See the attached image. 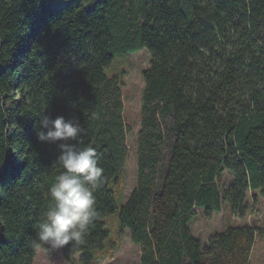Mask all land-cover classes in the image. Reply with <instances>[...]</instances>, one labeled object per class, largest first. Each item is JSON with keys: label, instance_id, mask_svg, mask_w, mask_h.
<instances>
[{"label": "trees", "instance_id": "trees-1", "mask_svg": "<svg viewBox=\"0 0 264 264\" xmlns=\"http://www.w3.org/2000/svg\"><path fill=\"white\" fill-rule=\"evenodd\" d=\"M51 1L0 0V264H34L62 171L58 145L37 140L42 115L75 118L83 134L72 143L94 147L104 169L98 215L83 244L60 250L66 264L111 258L113 214L138 264H249L259 227L229 225L202 246L188 223L225 204L246 218L249 194L264 191V0ZM144 48L136 182L117 205L131 128L124 81L105 68ZM226 171L235 180L224 191Z\"/></svg>", "mask_w": 264, "mask_h": 264}, {"label": "rangeland", "instance_id": "rangeland-1", "mask_svg": "<svg viewBox=\"0 0 264 264\" xmlns=\"http://www.w3.org/2000/svg\"><path fill=\"white\" fill-rule=\"evenodd\" d=\"M97 0H52L54 9H60L70 3H82L85 8L91 9ZM150 54L146 48L134 53H122L114 56L112 63L105 68L108 76L118 75L124 81L122 88L123 94V118L131 128L128 136L129 155L125 166L123 179V189L121 193H114L115 203L123 204L128 198L136 182V134L139 129L141 117L142 92L144 88L143 72L149 67ZM232 172L226 171L223 174V190H227L234 182ZM257 196L253 199V194L248 196L249 203L252 205L251 212L246 218H240L233 214L229 208L223 205L222 210L217 213L207 215L203 210L196 209L197 216L193 218L188 227L192 235L200 239L202 246L208 243L209 238L215 233L229 225L250 224L257 226L256 238L250 255L249 264H264V191L256 192ZM109 218V219H108ZM106 228L109 231L108 241L113 248V254L109 259H96L94 264H138L139 251L131 240L128 228H120L117 215L113 214L106 218ZM100 250H96V255ZM75 264L79 263V255L74 256ZM34 264H66L61 251H55L51 256L36 250Z\"/></svg>", "mask_w": 264, "mask_h": 264}, {"label": "clouds", "instance_id": "clouds-1", "mask_svg": "<svg viewBox=\"0 0 264 264\" xmlns=\"http://www.w3.org/2000/svg\"><path fill=\"white\" fill-rule=\"evenodd\" d=\"M39 125L37 140L58 145L56 161L62 169L48 190L51 205L32 239L35 249L50 256L65 246L84 243L87 229L98 215L95 191L104 182V169L98 166L94 147H78L77 143H72L83 134L75 118L66 120L62 115L55 118L42 115Z\"/></svg>", "mask_w": 264, "mask_h": 264}]
</instances>
